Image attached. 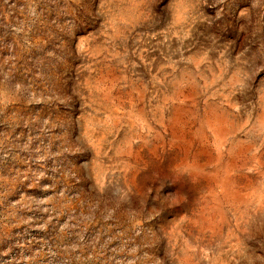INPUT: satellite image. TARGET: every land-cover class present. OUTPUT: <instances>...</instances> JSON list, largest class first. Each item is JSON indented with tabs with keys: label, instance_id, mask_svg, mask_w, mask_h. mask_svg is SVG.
<instances>
[{
	"label": "clouds",
	"instance_id": "9594fccd",
	"mask_svg": "<svg viewBox=\"0 0 264 264\" xmlns=\"http://www.w3.org/2000/svg\"><path fill=\"white\" fill-rule=\"evenodd\" d=\"M0 264H264V0H0Z\"/></svg>",
	"mask_w": 264,
	"mask_h": 264
}]
</instances>
